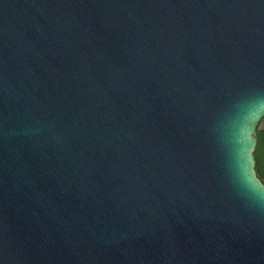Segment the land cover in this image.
I'll return each instance as SVG.
<instances>
[{
  "label": "water",
  "instance_id": "1",
  "mask_svg": "<svg viewBox=\"0 0 264 264\" xmlns=\"http://www.w3.org/2000/svg\"><path fill=\"white\" fill-rule=\"evenodd\" d=\"M260 111L264 0H0V264H264Z\"/></svg>",
  "mask_w": 264,
  "mask_h": 264
},
{
  "label": "clouds",
  "instance_id": "2",
  "mask_svg": "<svg viewBox=\"0 0 264 264\" xmlns=\"http://www.w3.org/2000/svg\"><path fill=\"white\" fill-rule=\"evenodd\" d=\"M261 125H264V111H260L259 114L255 116L252 127L253 136H255V133L259 131ZM256 142L257 141L254 139V147L251 152L253 158L251 171L249 174L247 168L245 169L244 179L245 183L252 189L257 201L259 202L261 199H264V172L260 170L259 163L256 160Z\"/></svg>",
  "mask_w": 264,
  "mask_h": 264
},
{
  "label": "trees",
  "instance_id": "3",
  "mask_svg": "<svg viewBox=\"0 0 264 264\" xmlns=\"http://www.w3.org/2000/svg\"><path fill=\"white\" fill-rule=\"evenodd\" d=\"M256 137V160L259 163L260 170L264 172V125H261L259 131L256 132Z\"/></svg>",
  "mask_w": 264,
  "mask_h": 264
}]
</instances>
